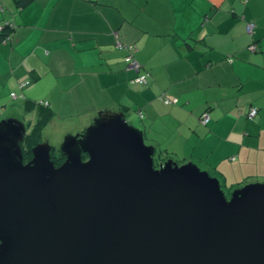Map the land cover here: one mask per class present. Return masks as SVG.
Instances as JSON below:
<instances>
[{"label": "crops", "instance_id": "crops-1", "mask_svg": "<svg viewBox=\"0 0 264 264\" xmlns=\"http://www.w3.org/2000/svg\"><path fill=\"white\" fill-rule=\"evenodd\" d=\"M9 21L3 116L20 118L27 101L47 97L76 116L67 133L101 109H123L149 143L168 144L178 162L193 159L225 188L264 182V0H0V23Z\"/></svg>", "mask_w": 264, "mask_h": 264}, {"label": "water", "instance_id": "water-1", "mask_svg": "<svg viewBox=\"0 0 264 264\" xmlns=\"http://www.w3.org/2000/svg\"><path fill=\"white\" fill-rule=\"evenodd\" d=\"M27 126L0 119V264H264L263 181L226 191L193 160L157 164L123 109L24 162Z\"/></svg>", "mask_w": 264, "mask_h": 264}, {"label": "rangeland", "instance_id": "rangeland-1", "mask_svg": "<svg viewBox=\"0 0 264 264\" xmlns=\"http://www.w3.org/2000/svg\"><path fill=\"white\" fill-rule=\"evenodd\" d=\"M50 77H53L52 74L49 75ZM54 86L52 84V79L49 80V83H46L43 85V88L40 90L42 93H44L43 95L49 94V90L52 89ZM43 95L39 96L42 97ZM18 99V98H17ZM15 99L14 102L18 101L20 102L21 99L17 100ZM40 101H42V103H46L49 100L47 99V97L44 98H40L36 101L35 104H33L32 106H36V108L39 110V104ZM15 103L16 105H21V103ZM51 109V114L49 116V118L47 119V121L43 124V128H42V140H45L46 138L54 145L56 146V151L58 152V148H59V144L61 143L62 139L64 138V136L67 133H78L80 132L78 129H73V131H68L67 133H65L67 128H75L77 126H72L73 122L75 121L73 119V117H76L72 114L67 113L66 111H61V112H57L54 111L50 106H49V110ZM18 115L20 116V118H22V120H24L27 123V127H28V133H31L38 117L40 116V119L43 118V114L41 113L40 115H37V110L34 111V113H31V109H20L19 111H17ZM8 113H10V111H8ZM36 114V115H35ZM7 115L0 114V119L6 118ZM43 120V119H42ZM134 122H136V119H132ZM88 123V122H87ZM86 124V123H85ZM89 125V124H88ZM87 125V126H88ZM87 126L82 127L81 131H83ZM171 133L169 131H165L163 133V136L166 138L170 137ZM146 142L149 143L148 139H146ZM158 149L162 152H165L168 150V148L170 147L168 144H159L158 145ZM157 149V154H156V163L158 164V156L160 155V151H158ZM173 153H170V155H172ZM164 158V157H163ZM178 159V157H177ZM193 160V159H192ZM194 161V160H193ZM223 184V183H222ZM223 187L225 188L224 184ZM226 191H230L231 189L225 188Z\"/></svg>", "mask_w": 264, "mask_h": 264}, {"label": "trees", "instance_id": "trees-1", "mask_svg": "<svg viewBox=\"0 0 264 264\" xmlns=\"http://www.w3.org/2000/svg\"><path fill=\"white\" fill-rule=\"evenodd\" d=\"M28 1L29 0H19V3L24 5ZM14 28H15V25H14L13 22L9 21V22L0 23V45L3 42L7 41L11 37V35H12L13 31H14ZM35 103L36 102H33V101H27L26 109H31V111H32V109L33 110H37V115H40L42 113L43 114V118H42L43 120L40 119V116L38 117L37 122H36L32 132L28 133L26 135L25 140L22 143L24 156L26 158H30L32 156V152H31L32 147L35 146L40 141H42V139H41L42 138V134H41L42 132L41 131H42V128H43V124L47 121V119L49 118V116L51 114V109L49 110L48 104L40 102V104H39L40 108L38 110L36 108V106H32ZM155 146L158 149L159 146L158 145H155ZM158 151H160V150L158 149ZM159 153H160V155L158 156L159 161L168 159L170 157L174 158L173 155H170L171 152H169V151H165V152H163V151L161 152L160 151ZM174 159H176V158H174ZM156 161H157V159H156Z\"/></svg>", "mask_w": 264, "mask_h": 264}, {"label": "built area", "instance_id": "built-area-1", "mask_svg": "<svg viewBox=\"0 0 264 264\" xmlns=\"http://www.w3.org/2000/svg\"><path fill=\"white\" fill-rule=\"evenodd\" d=\"M247 29H248V32L249 33H252V31H253V25L252 24H249L247 26ZM251 48L253 50H255L257 47H256V45H252ZM127 61H128V65L130 67H132V68H134L136 70H139L140 69V64H139V62L137 60L132 59V57H128L127 58ZM136 81H138L140 83H144L146 81V76L145 75H141V76H139V77L136 78ZM24 84L26 85L27 82H24ZM12 95H15V93H13ZM257 114H258V109L256 107H252V108H250V110H249V112H248L247 115H248V118L249 119H255V117L257 116ZM202 120H203L204 123H207L208 122L209 116L207 115V113H204Z\"/></svg>", "mask_w": 264, "mask_h": 264}, {"label": "flooded vegetation", "instance_id": "flooded-vegetation-1", "mask_svg": "<svg viewBox=\"0 0 264 264\" xmlns=\"http://www.w3.org/2000/svg\"><path fill=\"white\" fill-rule=\"evenodd\" d=\"M31 158H32V156H31L30 158H26V157L24 156V162H28ZM53 159L55 160V164H56V166H59V165L63 162L64 157H63V156L61 157V155L58 154V153L55 151V152L53 153Z\"/></svg>", "mask_w": 264, "mask_h": 264}]
</instances>
